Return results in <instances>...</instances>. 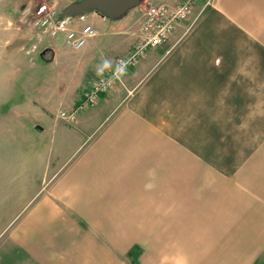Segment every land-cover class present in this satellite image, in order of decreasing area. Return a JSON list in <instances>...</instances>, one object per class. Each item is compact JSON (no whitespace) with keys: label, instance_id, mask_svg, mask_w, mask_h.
Returning <instances> with one entry per match:
<instances>
[{"label":"crops","instance_id":"1","mask_svg":"<svg viewBox=\"0 0 264 264\" xmlns=\"http://www.w3.org/2000/svg\"><path fill=\"white\" fill-rule=\"evenodd\" d=\"M127 15L83 18L98 34L74 51L77 80L63 86L60 108L131 53L139 19ZM189 26L147 52L71 129L49 118L61 132L60 163L11 227L8 264L261 260L264 0H214ZM49 50L47 65L58 54ZM85 60L97 69L91 78Z\"/></svg>","mask_w":264,"mask_h":264},{"label":"rangeland","instance_id":"2","mask_svg":"<svg viewBox=\"0 0 264 264\" xmlns=\"http://www.w3.org/2000/svg\"><path fill=\"white\" fill-rule=\"evenodd\" d=\"M76 1L0 0V264H8L11 227L48 187L60 163L61 132L49 128V118L54 122L57 117L68 129L75 124L60 113L73 111L78 102L71 108L68 103L60 106L65 102L63 86L75 84L81 52L66 48L61 34L47 33L38 24V10L48 4L62 14ZM184 1L144 0L126 18L140 20L149 4ZM82 25L79 18L72 23ZM49 48L58 54L56 62L47 65L52 59ZM89 61L83 73H96ZM257 264H264V256Z\"/></svg>","mask_w":264,"mask_h":264},{"label":"built area","instance_id":"3","mask_svg":"<svg viewBox=\"0 0 264 264\" xmlns=\"http://www.w3.org/2000/svg\"><path fill=\"white\" fill-rule=\"evenodd\" d=\"M213 3L214 0H185L181 4L161 2L146 6L139 20L137 41L131 53L119 57L114 67L83 95L75 109L61 112V117L70 123H77L79 115L95 106L102 96L109 94L117 84L124 85L126 74L139 65L147 52L168 45L177 28L184 22L190 21L186 30V33L189 32ZM199 7L200 12H196ZM38 15L41 17L38 24L47 33L61 34L64 46L72 51L83 50L98 34L93 25L73 28L71 24L77 18L62 19L61 14L48 4L40 6ZM83 18L80 17L79 20Z\"/></svg>","mask_w":264,"mask_h":264},{"label":"water","instance_id":"4","mask_svg":"<svg viewBox=\"0 0 264 264\" xmlns=\"http://www.w3.org/2000/svg\"><path fill=\"white\" fill-rule=\"evenodd\" d=\"M144 0H78L61 14L62 19H75L96 13L111 21L123 18ZM45 53V52H44ZM44 55V54H42Z\"/></svg>","mask_w":264,"mask_h":264}]
</instances>
